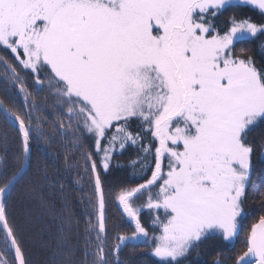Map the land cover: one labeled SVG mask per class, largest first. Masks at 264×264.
Here are the masks:
<instances>
[{
	"label": "snow or ice",
	"instance_id": "6c2138e0",
	"mask_svg": "<svg viewBox=\"0 0 264 264\" xmlns=\"http://www.w3.org/2000/svg\"><path fill=\"white\" fill-rule=\"evenodd\" d=\"M0 48L17 62L0 56V86L13 105L0 100V119L16 133L15 147L7 131L0 133V264H29L9 207L21 185L32 183L33 142L50 146L56 138L43 132L40 116L33 120L38 105L17 65L30 72L35 93L47 85L56 97L60 141L78 150L91 137L95 147L83 153L96 217L87 223L83 258L77 262L65 234L73 212L62 197L51 264H137L141 246L155 258L147 264H184L205 242L235 249L252 214L254 157L264 161V135L259 143L253 138L264 125V0H0ZM128 145L139 146L144 158L133 163L151 165V176L115 193L132 227L117 232L108 250L104 174L113 153ZM36 154L54 166L46 148ZM36 171L31 191L56 223L58 205L44 192L63 193L65 185L51 182L46 169ZM258 199L261 214L241 247L215 264H264V191ZM125 249L131 252L121 259Z\"/></svg>",
	"mask_w": 264,
	"mask_h": 264
},
{
	"label": "trees",
	"instance_id": "16d2710c",
	"mask_svg": "<svg viewBox=\"0 0 264 264\" xmlns=\"http://www.w3.org/2000/svg\"><path fill=\"white\" fill-rule=\"evenodd\" d=\"M227 18L222 17L218 24L223 26V21ZM244 45H237L242 47ZM250 46V45H249ZM251 47V46H250ZM0 56H6L10 63L16 64L17 62L12 57V54L2 48H0ZM257 58H259V49H257ZM17 70L20 71L21 76L24 77V81L29 91L33 92L36 103L38 105V111L33 113V120L38 115L41 118L42 130L49 136H55L53 143L48 146L41 142L36 145L33 142V171H32V183H23L20 187V196L9 207L10 221H14L18 230V237L22 240L23 246L26 250V255L29 259V264H51L53 252L56 249V236L57 226L60 219L59 205L62 203V197L66 198L71 211L73 212L71 230L66 228L65 234L71 239L72 244L77 248L76 260L79 262L83 258L84 240L86 236V228L88 220L91 219L93 223L96 222V217L92 215L93 207L90 203V198L93 197V187L90 183V171L86 174L84 169L87 166L83 158V153L94 152V142L91 137H87L82 140V147L78 150L71 149V145H66L65 142L60 141V138L56 136L54 131L53 121L56 119L57 113L54 111L56 97L50 92L45 85L43 92L35 93L33 90V78L30 72L22 70L17 65ZM4 67L0 65V81L3 80ZM0 100L9 107H13L9 103L8 97L5 95L2 86H0ZM14 110H20L17 106ZM26 111V110H25ZM66 122V121H65ZM130 130L133 132L138 131V125L136 122L131 124ZM7 131L9 135V146L15 147L16 133L7 127L2 119H0V133ZM264 135V125H260L253 133V138L259 143L261 136ZM151 137L148 136L143 144L147 145ZM46 148L53 156L56 157L55 163L46 161L43 158H38L36 154V148ZM70 153V163L73 167L68 168L64 162L65 154ZM102 155V154H101ZM94 159H99L98 156H94ZM144 158V153L140 151L137 145H128L123 150H117L113 153L112 167L110 171L104 174V189L106 196V208L105 216L108 228L107 235V249L110 250L114 243V237L117 232L128 233L131 232L132 225L129 223L125 214L121 210L118 202L115 200V193L119 191L122 186H136L145 181L151 175V165L147 169L142 170L139 163L133 162ZM37 159L39 163L37 164ZM151 160V157H148ZM78 162V163H77ZM254 169L252 173L253 188H250V199L248 201L249 208L252 214L244 222V230L241 231L240 236L235 241V249H239L244 241V231L247 227L261 214L259 207L258 193L264 191V161L259 158V153L254 157ZM39 168L41 170L46 169L48 177L51 182L55 183L60 181L65 185L63 193L60 192L58 187H48L45 189L44 195L46 199L56 202L58 207L56 210L57 222H53V218L50 214H47V207H41V203L38 199L39 193H33L31 188L35 185L37 178L41 175V172L36 171ZM77 179H80V183H75ZM34 197L29 199V197ZM145 197L141 198V201ZM137 201V202H141ZM31 209L30 213L25 212V208ZM148 211L145 210L142 213V220L145 221V215ZM147 226V223H146ZM149 227V226H148ZM150 230V227H149ZM93 242H95V235H92ZM3 234L0 233V249H3L4 245ZM227 242H205L193 254L184 261V264H215L217 259L227 261V258L232 254L235 249H231V246H225ZM130 249H125L121 252V259H128ZM148 249L144 246L136 249L135 259L137 264H147L149 258L147 256ZM8 258L11 260V255ZM57 260L59 256L55 257ZM110 259H112L110 254ZM91 259V256H89Z\"/></svg>",
	"mask_w": 264,
	"mask_h": 264
},
{
	"label": "rangeland",
	"instance_id": "374dc122",
	"mask_svg": "<svg viewBox=\"0 0 264 264\" xmlns=\"http://www.w3.org/2000/svg\"><path fill=\"white\" fill-rule=\"evenodd\" d=\"M150 176H151V175H150ZM150 176H149V177H150ZM142 183H144V182H142ZM137 203H140V202H137ZM120 208H121V210H122V206H120ZM125 216H126V214H125ZM145 221H146V223H147V226L150 227V232H151V230H152V225H151V215H150L149 212H147L146 215H145ZM157 234H158V233H157Z\"/></svg>",
	"mask_w": 264,
	"mask_h": 264
}]
</instances>
